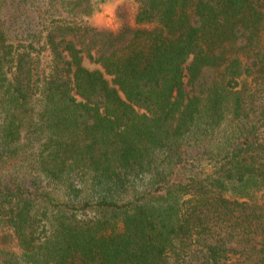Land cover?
<instances>
[{"label":"trees","instance_id":"obj_1","mask_svg":"<svg viewBox=\"0 0 264 264\" xmlns=\"http://www.w3.org/2000/svg\"><path fill=\"white\" fill-rule=\"evenodd\" d=\"M0 264H264V0H0Z\"/></svg>","mask_w":264,"mask_h":264},{"label":"rangeland","instance_id":"obj_2","mask_svg":"<svg viewBox=\"0 0 264 264\" xmlns=\"http://www.w3.org/2000/svg\"><path fill=\"white\" fill-rule=\"evenodd\" d=\"M95 22L98 26L115 29L116 28V22H115L114 17H113V9L108 7L106 9L102 10L101 12H99L95 16ZM84 65H86L87 67H89L91 69L98 67V65L90 62L88 59H84Z\"/></svg>","mask_w":264,"mask_h":264}]
</instances>
